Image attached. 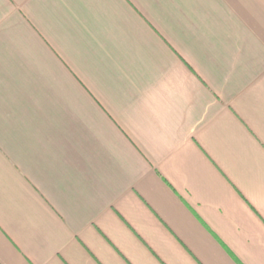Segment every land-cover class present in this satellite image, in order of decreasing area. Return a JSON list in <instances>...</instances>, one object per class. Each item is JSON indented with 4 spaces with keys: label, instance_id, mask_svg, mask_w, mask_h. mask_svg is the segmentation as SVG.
Listing matches in <instances>:
<instances>
[{
    "label": "crops",
    "instance_id": "1",
    "mask_svg": "<svg viewBox=\"0 0 264 264\" xmlns=\"http://www.w3.org/2000/svg\"><path fill=\"white\" fill-rule=\"evenodd\" d=\"M0 264H264V0H0Z\"/></svg>",
    "mask_w": 264,
    "mask_h": 264
}]
</instances>
